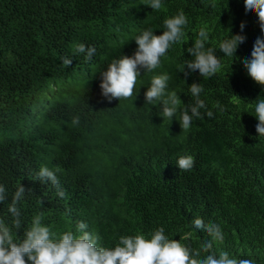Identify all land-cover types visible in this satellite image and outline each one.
Returning a JSON list of instances; mask_svg holds the SVG:
<instances>
[{
	"label": "trees",
	"instance_id": "trees-1",
	"mask_svg": "<svg viewBox=\"0 0 264 264\" xmlns=\"http://www.w3.org/2000/svg\"><path fill=\"white\" fill-rule=\"evenodd\" d=\"M148 3L0 0V103L5 89L17 107L10 116L14 133L11 121L0 114V185L6 190L0 219L12 226L8 206L21 184L26 189L17 204L21 227L12 228L21 240L32 218L42 213V223L57 236L65 231L80 235L77 225L84 222L103 247L114 248L119 237L137 233L150 239L163 227L169 238L191 250L212 241L216 254L224 250L264 264V136L257 134L254 116L264 87L242 64L261 36L258 18L246 13L244 0H162L160 10ZM181 10L188 18L181 42L170 46L160 67L143 72L146 90L154 76L169 75L166 92H176L182 101L172 119L161 116L159 102L146 103L145 94L97 108L104 102L97 78L82 91L53 98L37 125L28 119L49 92L61 56L77 44L106 48L109 55L99 61V71L111 57L133 56L134 39L143 30L162 34L164 20ZM201 28L208 32L205 47L216 49L222 68L211 77L198 70L185 77L184 62L194 59L188 49ZM237 34L246 40L234 59L219 45ZM194 82L203 88L199 99L205 108L184 130L181 110L195 103L190 92ZM87 110L99 118H91L77 134L70 118L83 119ZM182 154L195 156L187 174L173 168ZM42 167L55 173L57 185L38 177ZM196 218L219 225L223 240L194 230ZM206 255L201 252L200 258Z\"/></svg>",
	"mask_w": 264,
	"mask_h": 264
},
{
	"label": "clouds",
	"instance_id": "clouds-1",
	"mask_svg": "<svg viewBox=\"0 0 264 264\" xmlns=\"http://www.w3.org/2000/svg\"><path fill=\"white\" fill-rule=\"evenodd\" d=\"M245 11L248 14L255 13L261 31L257 37L249 58L242 60L247 74L258 85L264 87V0H244ZM152 10H160L163 7L162 0H149L148 5ZM188 24L186 14L181 10L176 15L164 20V28L160 35H154L153 29L143 30L134 41L137 49L133 56L111 57L97 71L98 63L107 57L106 48L95 44H77L75 50L62 55L60 69L54 73L49 92L45 93L43 102H40L29 116V120L37 125L38 121L46 113L53 98L67 93H74L86 89L89 83L97 78L96 86L100 88L102 97L97 108L102 106L116 107L120 103L145 94L148 104L159 102L162 106V117L172 119L182 103L176 92H166L167 82L170 77L167 73L156 75L151 80L150 87L144 86L143 72H150L160 67L163 57L170 46L181 42L184 35L183 29ZM245 25L240 24L241 32ZM194 46L188 52L194 59L186 60L182 71L185 77L197 71L202 77H211L221 68V60L217 57L216 49L205 47L208 41V32L201 28ZM246 37L242 34L231 35L219 45V50L228 57H235L237 47L245 43ZM203 91L199 83L190 85V92L195 97L194 105H189L181 110L180 127L188 130L193 117L200 118V109L205 108L199 94ZM255 117L258 119L256 132L264 136V98H258L255 104ZM17 112L13 95L5 89L1 92L0 114L6 116L12 123V133L15 132V124L10 119ZM208 117L213 113L208 111ZM91 118H99L93 110H87V115L82 119L79 116H71L73 127L80 132L84 124ZM195 156L182 154L174 162L176 172L187 174L195 166ZM197 163V160H196ZM41 165L37 168H40ZM38 177L47 179L54 185L58 184L55 173L47 167L39 170ZM26 189L19 185L12 196L8 206V212L12 215L10 227L3 219H0V264H253L251 260H241L231 256L227 251L221 250L219 254L212 251L213 243L208 241L202 244L200 250H191L180 239L169 238L163 227L151 233V238L146 239L143 234L126 235L119 237L114 248L100 246V237L86 231L87 225L80 222L77 225L80 235L72 231H65L59 236L45 226L43 214H37L32 218L30 227L24 232V238L18 239L12 228L20 229V211L17 207L22 200ZM63 195L62 192L58 193ZM6 199V190L0 185V203ZM194 230L206 231L213 241H222L223 233L219 225H206L202 219L196 218L192 222ZM201 252L207 253L203 258Z\"/></svg>",
	"mask_w": 264,
	"mask_h": 264
}]
</instances>
